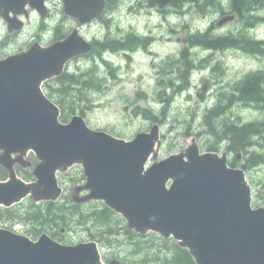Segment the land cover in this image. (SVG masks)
<instances>
[{
  "label": "water",
  "instance_id": "1",
  "mask_svg": "<svg viewBox=\"0 0 264 264\" xmlns=\"http://www.w3.org/2000/svg\"><path fill=\"white\" fill-rule=\"evenodd\" d=\"M46 1L0 0V17L18 30V16L27 15L28 6L42 19L48 15ZM154 1L164 7L173 0ZM63 2L65 13L82 24L100 17L106 5V0ZM90 50L74 31L49 47L34 45L0 60V165L9 171V179L0 181V208L29 196L38 202L57 200L62 194L57 173L82 165L87 178L82 189L89 193L77 202L103 201L138 234L176 240L196 264H264V208H253L245 172L229 167L226 155L202 154L193 143L149 167L150 157L157 156L159 124L126 141L91 129L80 115L68 124L59 121L60 109L42 86ZM31 151L40 161L35 182L15 171ZM0 264L104 263L95 242L64 245L47 234L33 241L0 228Z\"/></svg>",
  "mask_w": 264,
  "mask_h": 264
},
{
  "label": "rangeland",
  "instance_id": "2",
  "mask_svg": "<svg viewBox=\"0 0 264 264\" xmlns=\"http://www.w3.org/2000/svg\"><path fill=\"white\" fill-rule=\"evenodd\" d=\"M47 6L50 13L45 21H42L35 11L28 9V15L22 18L24 27L16 34L8 30L7 23L0 17V59L27 51L34 44L41 46L52 44L54 30L61 22H63V29L60 34L68 36L77 30L89 42L95 39L104 40L108 34L119 39L131 31L139 36L149 37L152 39L147 49L150 53L145 48L142 50L139 47L131 55L130 60L120 54L112 57L119 66L113 72L109 71L105 65L99 67L100 74L105 77L106 85L101 92L92 91L95 106L86 109L82 116L92 129L105 131L120 139L130 141L137 134L148 132L153 125L151 120L142 115L134 116L132 110L149 109L159 116L160 120H163V123H160L161 139L157 146L158 154L152 158V162H159L170 155L184 153L192 143L196 142L202 153H216L220 156L226 154L230 165L234 155L229 152L228 143L221 142L217 136L208 133L209 130L204 125L206 110L217 106L219 99L222 98L221 94H230L231 87L237 80L250 72L264 71V56L251 54L240 48L217 52L195 48L191 51L192 60L198 62L207 58L209 61L204 70H199L190 76L189 90L182 93L179 89L184 83L179 79V73L170 72L171 64L166 63L165 65L166 70H169L167 73H163L162 68L159 69V65L164 64L170 58L179 59L180 51L186 47L190 39L189 30H179L175 34L168 31L169 27L179 29L183 27L180 21L182 18H179L172 9L170 21L161 26L158 25L161 21L160 15L150 0H119L113 9L109 8L106 11L104 21L99 20L82 26L78 21L64 14L62 0H49ZM182 8H185L184 12L187 13L185 24L194 29L207 28L218 17L216 11L204 16L199 15L195 9H188L187 5H182ZM177 9L174 8V10ZM43 22L52 29L43 32L41 30ZM215 24L217 35L238 34L242 27L237 22L228 25L225 29L218 27L217 22ZM251 34L252 32L247 34L244 32L243 35ZM257 36L264 39V22L260 23ZM4 40L5 43H2ZM93 63L94 59L91 57L82 56L70 62L68 67L72 70L87 69ZM218 64L219 68L214 70L213 68ZM159 82H172L174 86L164 88L158 85ZM138 92L146 94L147 99H141L137 95ZM227 102L222 103V107L226 106V109L224 114L216 119V124L227 119L236 120L238 117L243 122L264 119L263 110L245 107L238 103L227 104ZM163 110L165 117L161 115ZM75 114L81 115V111ZM75 114L67 121H70ZM260 143L262 147L260 146L258 150L264 151V138ZM30 158L31 156L28 155L25 160L29 161ZM243 159L244 155L240 154L238 162H242ZM238 168L243 169L240 166ZM245 172L252 187L253 207L264 208V165L245 170ZM58 177L64 188L62 199L71 201L83 194L82 191L77 195L86 184L82 167L76 166L67 173L59 174ZM86 206L95 209L97 203ZM0 228L24 234L21 232V225H2ZM86 232L75 227L62 233V236L53 238L64 245L97 242L102 255L109 260L105 262L106 264L115 259L113 256H118L122 262L124 259L127 264H132V261L128 259L126 247L109 245L107 242H101L99 238H92L90 234L85 235ZM38 238L32 239L37 240Z\"/></svg>",
  "mask_w": 264,
  "mask_h": 264
},
{
  "label": "trees",
  "instance_id": "3",
  "mask_svg": "<svg viewBox=\"0 0 264 264\" xmlns=\"http://www.w3.org/2000/svg\"><path fill=\"white\" fill-rule=\"evenodd\" d=\"M151 4H152V0ZM232 0H229V2ZM119 0H107V10L113 9ZM191 6L197 4L202 8V14L212 6L221 8V4L225 0H183ZM179 7V6H178ZM264 9V0H233L232 12L238 13L241 17L244 12H258ZM264 14V12H263ZM254 26L257 24V17L254 16ZM60 34V26L56 27L55 38H62ZM191 42L206 44L203 49L213 52L222 50L226 45L233 46L238 38H223L211 34L208 29L204 33L197 32L190 37ZM246 40L245 51L264 56V41H258L256 38H248ZM226 41V43H224ZM149 42L142 39L134 32L128 34L121 39L108 38L105 41H98L93 44V50L88 57L101 58L109 71L116 70L115 66L107 60L103 53L107 50L111 52H135L137 48H146ZM179 59L170 58L164 64H160L163 73H167L166 63L171 64L170 72L179 73V79L184 83L179 89L182 93L190 87V76L199 69H205L208 59H202L198 62L192 60L190 48L182 49ZM219 64L213 69L219 68ZM100 64H92L87 69L72 70L68 68L61 76L47 81L44 84V90L47 95L61 108L62 121L66 122L77 111H81L84 115L86 109L95 106L92 99V91L101 92L106 85L105 77L99 72ZM81 71V72H80ZM159 86L164 88H172V82H159ZM230 94H221L216 107L209 108L205 114V127L208 133L217 136L219 141L227 142L229 152L234 155L230 166L242 167L245 170L251 168L262 167L264 165V151L258 148L262 144L260 141L264 138V119L249 122H243L241 118L236 120L227 119L216 124V119L224 114L226 106L222 107L223 102L227 104L238 103L245 107H253L256 110L264 111V71L250 72L241 79L237 80L231 87ZM141 99H147V95L139 92ZM165 109V108H164ZM134 116L142 115L152 122L163 123L159 116L155 115L149 109H138L132 111ZM165 117L164 110L161 114ZM215 119V122H214ZM214 150V149H213ZM244 155L242 162H238L237 154ZM32 155L30 162L25 167H17V172L25 180H32V166L35 163ZM8 172L0 166V180H6ZM21 225L22 231L32 237L38 238L43 233H47L52 237L62 236L61 231H70L75 227H79L85 231V235L90 234L94 239L99 238L101 242H107L109 245H115L121 248H127L128 259L132 264H196L192 256L186 249L181 248L173 239H164L157 234L150 233L146 236L136 234L130 230L125 221L115 212L97 203L95 209L90 206L79 205L72 200L66 199L57 202H43L36 204L33 201H26L12 208L0 210V226ZM95 231V233H94ZM119 258L118 256H113ZM108 260L107 257H105ZM123 260V264L127 262Z\"/></svg>",
  "mask_w": 264,
  "mask_h": 264
},
{
  "label": "flooded vegetation",
  "instance_id": "4",
  "mask_svg": "<svg viewBox=\"0 0 264 264\" xmlns=\"http://www.w3.org/2000/svg\"><path fill=\"white\" fill-rule=\"evenodd\" d=\"M182 1L183 0H178V1H176L174 3H171L170 5H168V6L164 7V8H160V7H158L156 5V10H157L158 14L160 15V19H161L160 22L163 23L164 20L166 21L168 19V15L171 13V9H172V11L175 12L174 8H176L178 5H180L182 3ZM182 5H183V3H182ZM196 6L198 7V5H196ZM232 8H233V0L230 1L227 9H225V10H217L216 13H218V17H217L216 21L213 20L212 24L210 25V28L213 31L216 30V24H215V22H217V26L218 27H221L222 29H225L228 25L233 24L235 22L239 23L240 26L242 25L240 31H238V34L241 36V39L238 40V41H236L233 44V46H229L228 45V49H237V48L244 49L246 47V41H245L246 35H243V34H244V32L246 34L248 33L247 28H245V27H248L249 22H250V21H246V16L247 15L243 14V16L240 18L237 14H235L236 17H235V19L233 21H230L228 23H225L223 26H219V22H220L221 19L226 18V17H228V16L231 15L230 12H231V9ZM198 9L199 10H202V8H198ZM198 9L196 8L195 10L197 11ZM176 12H178V10H176ZM212 12H214V11H212ZM160 25L162 26L163 24H160ZM179 30H185V31L186 30H189V32H190V28H186V27H182L180 29L179 28H175V27H169L168 28V31L171 34H175ZM220 36H222V37H229V33H226L225 35H220ZM204 45H206V44H204ZM189 46H191L190 41L186 44V47H189Z\"/></svg>",
  "mask_w": 264,
  "mask_h": 264
}]
</instances>
